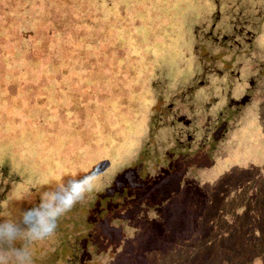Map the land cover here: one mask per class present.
Listing matches in <instances>:
<instances>
[{
    "label": "rangeland",
    "instance_id": "374dc122",
    "mask_svg": "<svg viewBox=\"0 0 264 264\" xmlns=\"http://www.w3.org/2000/svg\"><path fill=\"white\" fill-rule=\"evenodd\" d=\"M22 1L0 0L26 30H0V222L99 178L33 264H264V0H44L24 18ZM55 67L60 123L32 86Z\"/></svg>",
    "mask_w": 264,
    "mask_h": 264
},
{
    "label": "clouds",
    "instance_id": "9594fccd",
    "mask_svg": "<svg viewBox=\"0 0 264 264\" xmlns=\"http://www.w3.org/2000/svg\"><path fill=\"white\" fill-rule=\"evenodd\" d=\"M82 171V175L61 180L43 191L37 203L25 208L18 220L0 222V264H33L29 245L53 238L61 219L97 190L99 178ZM5 246L13 249L11 258L3 254Z\"/></svg>",
    "mask_w": 264,
    "mask_h": 264
},
{
    "label": "trees",
    "instance_id": "16d2710c",
    "mask_svg": "<svg viewBox=\"0 0 264 264\" xmlns=\"http://www.w3.org/2000/svg\"><path fill=\"white\" fill-rule=\"evenodd\" d=\"M8 4H10V3H8ZM12 4L17 6L18 12L22 14V15H20V16H22V18H24L25 16H31V15L34 14L33 11L29 13V10H26L27 6L29 7L30 5H33L34 6L33 10L36 11L37 8L39 7V5L41 4V7H42L41 13H44V11L46 9H48V7L46 5V2L44 0H30V2L28 4L24 3L23 1H22L21 4H18L17 2L16 3H12ZM38 13H40L39 9H38V11H37V13L35 15H38ZM6 17L7 16L0 15V30H4V39L3 40H7L8 38L5 39V37L9 36L11 34L17 35V34L21 33V34L24 35L26 33V30L25 31H18L19 30L18 26L16 27V29L13 30V26L11 24L12 20H10L8 17H7V20L9 21V28L6 27V24H5ZM0 33H1V31H0ZM66 70H67V72H69V68L66 69ZM59 73H60V71L58 69H56V67H55L52 73L40 75V77H39V79H37V82L35 83V85H32V86H36L37 85L39 87V92H40V94H42L41 96L44 95V97H42L40 99V102H42L47 109L50 108V111L55 113L54 114V117H55L54 119H55V121L60 123L61 121L64 120L62 118L61 114L58 113V110H59V107H60V102L63 100L65 103H67L68 102V98L65 97V96L64 97H60L59 96L60 94L57 91L56 87L55 86H49L48 85V81H47L49 78L54 77L55 75H58ZM55 93H56V95H55ZM50 97L54 98L55 101L50 102V100H49ZM37 101H38V96H37ZM18 112H22L23 113V111H18ZM35 116L39 117V114H35ZM37 120H41V117L38 118ZM206 163H203V164H200V165L204 166V164H206ZM147 191L149 192L150 190L148 189ZM139 192H140V189L138 188L136 194H138ZM157 193H160V194H159V197H156V198L160 199V198L164 197V193L163 192H157Z\"/></svg>",
    "mask_w": 264,
    "mask_h": 264
},
{
    "label": "flooded vegetation",
    "instance_id": "af4514ba",
    "mask_svg": "<svg viewBox=\"0 0 264 264\" xmlns=\"http://www.w3.org/2000/svg\"><path fill=\"white\" fill-rule=\"evenodd\" d=\"M208 160H201V161H198L199 164H203V163H206Z\"/></svg>",
    "mask_w": 264,
    "mask_h": 264
}]
</instances>
